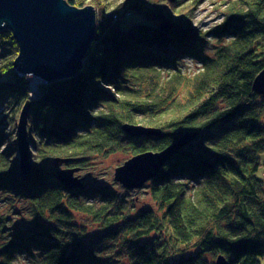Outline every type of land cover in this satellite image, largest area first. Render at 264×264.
<instances>
[{
	"label": "trees",
	"instance_id": "1",
	"mask_svg": "<svg viewBox=\"0 0 264 264\" xmlns=\"http://www.w3.org/2000/svg\"><path fill=\"white\" fill-rule=\"evenodd\" d=\"M197 1L124 0L130 13L119 18L107 13V0H91L97 31L84 67L39 83L34 99L33 76L14 66V32L0 31V47L9 51L0 54V102L13 98L10 113L0 112V193L10 206L28 202L20 230L7 232L9 217L0 214V264L20 255L28 264H216L220 256L262 264L264 96L254 81L264 69V0L228 1L209 34L191 27ZM180 7L186 12L173 17ZM207 37L216 38L212 54ZM184 58L198 65L191 76L177 68ZM164 71H173L166 82ZM29 100L35 152L26 175L15 128ZM126 123L163 134L132 136ZM188 132L198 134L148 182L157 209H138L126 187L84 181L70 189L58 177V158L69 160L63 168L82 171L96 156L161 151Z\"/></svg>",
	"mask_w": 264,
	"mask_h": 264
},
{
	"label": "water",
	"instance_id": "2",
	"mask_svg": "<svg viewBox=\"0 0 264 264\" xmlns=\"http://www.w3.org/2000/svg\"><path fill=\"white\" fill-rule=\"evenodd\" d=\"M164 26V25H163ZM9 27L19 43L14 60L16 69L49 82L75 76L84 67V59L96 40L97 10L92 5L78 7L67 0H0V31ZM166 27V26H165ZM254 90L264 96V69L254 81ZM77 104V96L69 102ZM31 101L23 106L18 121L19 165L26 175L32 171V142L29 138ZM132 136H159L163 130L143 124L126 123ZM198 133L188 132L161 151H147L131 157L116 169V180L128 189H138L156 178L162 167ZM68 159H57L63 165ZM79 169L62 168L59 179L70 189L84 188ZM216 264H228L220 256Z\"/></svg>",
	"mask_w": 264,
	"mask_h": 264
},
{
	"label": "rangeland",
	"instance_id": "3",
	"mask_svg": "<svg viewBox=\"0 0 264 264\" xmlns=\"http://www.w3.org/2000/svg\"><path fill=\"white\" fill-rule=\"evenodd\" d=\"M109 2V8H108V14H110L113 10L117 11V15L119 18L128 16L129 15V5L127 3H124V0H107ZM230 0H199L196 2L195 7L189 14L190 24L192 23L193 29L201 30L202 32H205V34H209V30L212 29L214 26L220 24V22L223 19V12L226 8V3ZM86 5H92L91 0H84ZM85 5V6H86ZM95 7V6H94ZM180 10V11H179ZM187 9L180 7L178 9V16L176 14H173L172 16L175 18H180L181 13H185ZM117 17V16H116ZM115 17V18H116ZM171 18V17H169ZM171 20H166L163 25L169 26ZM189 22V21H188ZM189 30V29H187ZM207 40L209 41L206 47L207 53L212 54L214 50V46L216 43V38L207 37ZM6 53L9 54L8 49H4L0 47V54ZM180 62V64L177 66V68L182 69L184 74H188L191 76L198 70V65L196 63V60L193 58H184ZM174 71V70H173ZM162 72L163 73V82H166L171 77V72ZM28 75V74H27ZM33 80L35 78L33 77ZM41 83H45L41 81ZM31 87V84H30ZM32 89V88H31ZM188 88L186 86H181L179 88V93L184 95L187 93ZM32 92V90H31ZM31 94V93H30ZM9 98L3 100L0 102V112L1 110H4V112L10 113V105L8 103L12 97L8 96ZM32 99H34L32 96H30ZM11 98V99H10ZM19 121V118L18 120ZM11 129V128H10ZM8 130V127H7ZM15 132L18 130V122L15 128ZM35 150L33 146L31 145V153H34ZM17 159L19 161V149H18V143H17ZM131 157L129 152L126 151H119L116 153H111L108 155H100L96 156L93 160H91V165L83 169L82 171H77L76 175H80L84 178V181L86 182V185L89 187H102L107 186L110 189H126L124 185H122L119 181L116 180V169L125 164L127 160H129ZM50 165H54V162H52ZM59 167L63 168V165H59ZM97 185V186H96ZM129 196L133 197L136 207L138 209H144V208H155L157 209L159 207V204L154 200V198L150 195V185L147 182L144 187L138 188V189H129ZM124 191V190H123ZM9 196L7 193H0V214H3L4 216L9 217V229L7 232H10L13 229L20 230L22 229L23 222L26 217V210L28 209V202L26 200L18 201L13 206H10L11 204L8 202ZM3 200V201H1ZM77 220L79 222L85 221V216L82 214H77ZM3 240V239H0ZM13 264H28L27 257H24L23 255L18 256L14 261ZM119 264V263H117ZM264 264V258L263 262Z\"/></svg>",
	"mask_w": 264,
	"mask_h": 264
},
{
	"label": "bare ground",
	"instance_id": "4",
	"mask_svg": "<svg viewBox=\"0 0 264 264\" xmlns=\"http://www.w3.org/2000/svg\"><path fill=\"white\" fill-rule=\"evenodd\" d=\"M39 83H41V82H40V78H35V80H33L32 83H31L32 92H31L30 95H31L33 98H35L36 95H37V91H38V85H39Z\"/></svg>",
	"mask_w": 264,
	"mask_h": 264
}]
</instances>
